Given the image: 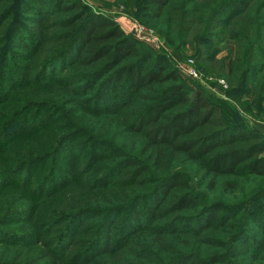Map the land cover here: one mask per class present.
<instances>
[{"label": "trees", "instance_id": "trees-1", "mask_svg": "<svg viewBox=\"0 0 264 264\" xmlns=\"http://www.w3.org/2000/svg\"><path fill=\"white\" fill-rule=\"evenodd\" d=\"M114 2L165 38L176 61L197 36L229 42L214 74L228 97L264 105V1L223 0L217 8L203 0ZM204 55L197 54L198 69L209 71ZM45 83L48 90L37 88ZM16 87L36 91L23 111L0 115L8 119L0 153L57 132L41 152L17 153L13 166L0 169V187L23 189L35 201L0 217V264H264V192L246 206L223 202L238 184L264 180V134L236 121L228 104L150 46L75 0H0V105ZM52 98L111 129L105 136L114 144L97 130L98 139L80 148L76 141L87 134L64 122ZM119 137L128 142L117 144ZM96 150L116 162L96 168ZM25 220L41 231L3 230Z\"/></svg>", "mask_w": 264, "mask_h": 264}, {"label": "rangeland", "instance_id": "rangeland-1", "mask_svg": "<svg viewBox=\"0 0 264 264\" xmlns=\"http://www.w3.org/2000/svg\"><path fill=\"white\" fill-rule=\"evenodd\" d=\"M13 1L16 4L19 3V0H13ZM75 1H77L86 10H89L97 15H102L112 19L114 22H116L119 25V27L121 28V30L125 35L132 37L137 41L150 46L159 57L172 62L182 76H184L185 78L196 79L198 85L208 90L212 94L216 95L217 98L228 104L236 121H238L240 124H244L245 126L259 133L264 134V105H261L260 107L256 105L251 106L248 102L249 98L245 95H240L238 97V101H236L234 98L232 99L228 97L226 94L227 87L223 82L222 78L214 74L215 69L217 67V62L223 59L228 54V52L233 48V46L229 42L219 43L216 40V38H208V43L205 44V43H201L202 37L197 36L196 39L195 38L193 40L191 39L189 44L180 50L181 61H176L174 56L172 55V50H170L167 45L168 43L166 42L165 38L160 37V35L156 34L153 31V29L143 24H140L137 20H135V18L126 15L123 11L122 6L115 3L114 0H75ZM203 1L209 3L211 8H217L223 0H203ZM262 1L264 0H256L255 5H257ZM21 11H22L21 9H18V14H17L18 16L22 15ZM224 23L226 22L224 21L223 24ZM223 26L221 28H223ZM215 33L216 31L214 32V34ZM202 50L206 53V55H204L203 58H208L206 59L207 61L203 64V66L207 67L209 71H202L198 69L199 63H197L196 61L197 54L199 51L202 52ZM209 56H213L214 61H212L209 58ZM15 61L16 64L19 66V68L26 65V63L23 60L16 59ZM9 69L11 70V68ZM192 70L195 72L196 77L192 76V74L189 73L192 72ZM42 86L47 88V90L49 88L48 83L42 84L40 85V87L37 88H42ZM33 88L34 87L32 88L27 87L25 89H20L18 87L14 88L12 91V97L9 99V101L7 103L0 105V115L5 114L4 116L9 117V115L15 113L17 114L23 111L26 105L29 104L30 101L28 102V100H30L31 96L33 95V92L36 91ZM94 91L95 89H92L89 95L93 94ZM52 99L55 100L52 101L54 102L53 103L54 105H56L58 108L62 107L60 108L61 109L60 112L66 117L64 118V122L66 123L71 122L69 124L73 125L75 128H78V130L80 129L83 132H85V134H87V135L83 134V137L77 139L76 142H78V146H80V148H82L81 146L82 144H84L83 147H86L85 144L91 139V136L94 137V139H98L99 136L96 133L97 130L98 131L101 130L100 133L104 134L101 136L103 140H107L109 143L114 144L113 140L109 141L110 137L105 136V135L112 136V134H109L111 129H106L103 126L98 127L99 124H96V122L94 123V120H96L95 118H89L88 120L84 121L81 115H78L76 112L73 113L72 106L62 102L63 98H59V99L52 98ZM76 120H80L79 121L80 123H78ZM7 121L8 119L1 118L0 128L2 127L3 122H7ZM85 130H87L88 133H86ZM56 132H57L56 130L46 131L45 134H49V135L48 137L47 136L42 137L41 142L40 139L39 140L27 139L22 141L23 144H19L21 141H18V143H12L6 152L0 153V169L5 170L6 168L7 170L9 166L10 167L13 166L14 159L18 157L17 153L22 154L29 152L27 155H30L40 150L42 151L41 146L44 145L50 146L52 142L49 137L53 138ZM119 138L117 139V141L119 142L117 144L120 143L126 144L128 142L126 138H122V137ZM25 146L27 147V149L29 147L28 151H24ZM85 150L87 152L89 148L87 147ZM94 153L98 155L97 157L95 156L96 158H98L96 168L105 165L107 166L110 164L112 165L113 163L116 162L115 159L110 157H108V159H105L106 158L105 153H102L101 150H96ZM79 160L80 159H78L77 161ZM62 165L63 167L67 166L66 163H63ZM39 168L42 169L41 167ZM62 172L63 171L60 170L59 173L66 175V177L69 175L68 172H63V173ZM185 172L191 184L198 188L199 190L198 192H202L203 188L199 186L198 178L194 175L192 176V172L191 174L188 173L186 170ZM44 173H45L44 171L39 170V172H36L35 174L36 178L38 179ZM36 178L34 180H36ZM258 190H262L264 192V180L259 178L251 179L250 181H246L244 183L238 184V190L231 197L229 196V198L231 199L229 198L223 199V202L226 204L236 205V206H246L247 204L256 203L258 198L255 194L256 191ZM0 193H1L0 217L2 216L3 213L5 212L8 213L12 206L18 207L23 203L34 204L35 202L33 198L30 199L29 196L26 194V192H24V190L20 188H13L8 186H6L5 188L0 187ZM207 200H220V199L214 197L211 194L210 195L207 194ZM42 201L47 202L45 200ZM258 207L259 205H255V207L251 208V210H257ZM236 219L240 221L234 224V227L235 225H237L236 226L237 228L241 224L243 225L245 219V213L239 215ZM97 222L98 220L97 221L91 220L88 224H94ZM35 225L36 224L30 223V221H26V220L20 222L18 221L17 223L12 224L8 227H3V230L9 232H19V233H30V232L41 231ZM42 233L46 234L45 231L44 232L42 231ZM46 238L47 237L45 236L43 241L46 240Z\"/></svg>", "mask_w": 264, "mask_h": 264}, {"label": "built area", "instance_id": "built-area-1", "mask_svg": "<svg viewBox=\"0 0 264 264\" xmlns=\"http://www.w3.org/2000/svg\"><path fill=\"white\" fill-rule=\"evenodd\" d=\"M190 74H192V76L196 77L195 72L192 70V72H189Z\"/></svg>", "mask_w": 264, "mask_h": 264}]
</instances>
